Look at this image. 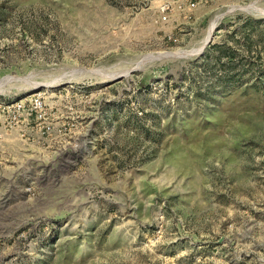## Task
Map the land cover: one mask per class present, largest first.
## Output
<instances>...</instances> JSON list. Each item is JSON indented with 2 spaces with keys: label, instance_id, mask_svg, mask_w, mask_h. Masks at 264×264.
<instances>
[{
  "label": "rangeland",
  "instance_id": "rangeland-1",
  "mask_svg": "<svg viewBox=\"0 0 264 264\" xmlns=\"http://www.w3.org/2000/svg\"><path fill=\"white\" fill-rule=\"evenodd\" d=\"M193 1L0 0V264H264V0Z\"/></svg>",
  "mask_w": 264,
  "mask_h": 264
},
{
  "label": "built area",
  "instance_id": "built-area-1",
  "mask_svg": "<svg viewBox=\"0 0 264 264\" xmlns=\"http://www.w3.org/2000/svg\"><path fill=\"white\" fill-rule=\"evenodd\" d=\"M197 1L199 0L188 3V7H194ZM56 112V107L48 102L42 89L14 99L0 98V148L10 138L31 144L50 136ZM1 162L2 155L0 164Z\"/></svg>",
  "mask_w": 264,
  "mask_h": 264
},
{
  "label": "trees",
  "instance_id": "trees-1",
  "mask_svg": "<svg viewBox=\"0 0 264 264\" xmlns=\"http://www.w3.org/2000/svg\"><path fill=\"white\" fill-rule=\"evenodd\" d=\"M250 22V21H249Z\"/></svg>",
  "mask_w": 264,
  "mask_h": 264
}]
</instances>
